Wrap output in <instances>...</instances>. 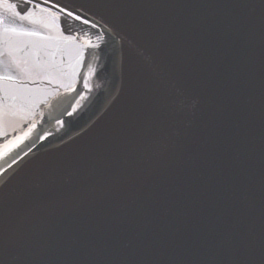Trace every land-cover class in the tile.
I'll list each match as a JSON object with an SVG mask.
<instances>
[{
  "label": "water",
  "instance_id": "1",
  "mask_svg": "<svg viewBox=\"0 0 264 264\" xmlns=\"http://www.w3.org/2000/svg\"><path fill=\"white\" fill-rule=\"evenodd\" d=\"M60 3L100 27L43 14L30 26L40 35L0 42V73L12 61L40 81L0 94V199L26 252L43 247L45 264H244L264 246L260 0ZM105 25L122 43L109 37L99 60L67 38ZM82 52L97 69L88 88ZM178 89L197 101L191 113L175 112ZM162 123L181 133L165 154L148 147ZM130 166L151 171L134 189L119 180Z\"/></svg>",
  "mask_w": 264,
  "mask_h": 264
},
{
  "label": "snow or ice",
  "instance_id": "2",
  "mask_svg": "<svg viewBox=\"0 0 264 264\" xmlns=\"http://www.w3.org/2000/svg\"><path fill=\"white\" fill-rule=\"evenodd\" d=\"M7 5L8 9L12 11V16L5 17L0 15V42L3 41L5 34H19L36 36L40 35L39 32L31 30V24L35 21L32 19L37 15L47 14L54 18L72 17L75 20H79L84 24L90 25L92 29H97L100 25L97 22H93L87 19L86 14L80 15V10H72L71 7L61 4L60 0H0V6ZM252 7L257 5L252 4ZM259 7L264 9V0H260ZM97 43H92V38ZM111 37L115 41V45L122 43V37L116 32L111 26L105 25L102 31L97 33H89L84 31L80 36H68V39L84 40L85 43L81 44L82 49H96L95 59L101 58V51L108 42V38ZM118 55L115 57V65L117 68H122L123 65V54L122 51L116 49ZM5 53L0 51V57ZM91 53L82 52L80 63L83 65L85 72L79 74L80 79L84 81L83 87L88 88V76L87 73L95 72L97 69L93 65L90 59ZM14 62L10 61L8 72L0 73V94H4L8 91L4 87L3 82H8L16 90L22 91L27 90L30 86H35L40 81L33 78L22 79L21 77L26 74L20 68L19 65L12 66ZM0 64L3 61L0 60ZM83 95V93H79ZM176 113H191L197 106V101L185 90L178 89L175 97L171 101ZM4 102L2 95H0V121L3 120L4 116ZM227 107L224 106L219 110L217 120L223 119ZM71 115V113H68ZM60 123L61 121H57ZM35 127V125H32ZM170 125L160 124L157 127L156 133L148 145L149 148L159 151L162 154L170 152L178 143V138L181 137L179 131H170ZM219 127L215 121H213V127L209 128V134H214L215 129ZM27 135V133H25ZM184 136H188L189 133L185 131ZM43 139V137H40ZM15 163V160H13ZM150 170H138L135 166H130L124 173L119 177L121 183L129 186V188H135L138 184H141L145 179L146 175H150ZM2 183V182H0ZM107 189H105L106 191ZM71 199V194L69 195ZM34 212L36 209H31ZM12 209L7 206L6 202L0 199V264H45L43 259L45 250L43 247L33 251L30 255L25 250L24 233L19 224H14L11 219ZM244 264H264V246L261 247L257 253L254 249H249L247 252V258Z\"/></svg>",
  "mask_w": 264,
  "mask_h": 264
}]
</instances>
